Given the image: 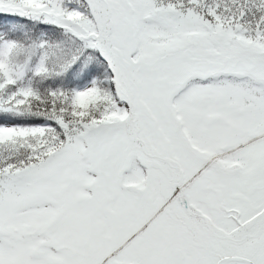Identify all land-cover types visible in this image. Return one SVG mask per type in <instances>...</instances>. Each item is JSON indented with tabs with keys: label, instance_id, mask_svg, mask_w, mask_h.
<instances>
[{
	"label": "snow or ice",
	"instance_id": "1",
	"mask_svg": "<svg viewBox=\"0 0 264 264\" xmlns=\"http://www.w3.org/2000/svg\"><path fill=\"white\" fill-rule=\"evenodd\" d=\"M0 264H264V0H0Z\"/></svg>",
	"mask_w": 264,
	"mask_h": 264
}]
</instances>
